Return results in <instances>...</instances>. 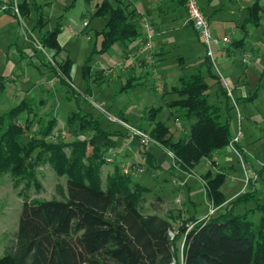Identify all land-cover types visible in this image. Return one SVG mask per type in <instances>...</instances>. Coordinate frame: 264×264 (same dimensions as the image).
<instances>
[{
    "label": "trees",
    "instance_id": "trees-1",
    "mask_svg": "<svg viewBox=\"0 0 264 264\" xmlns=\"http://www.w3.org/2000/svg\"><path fill=\"white\" fill-rule=\"evenodd\" d=\"M90 1L85 0L87 4ZM181 2L184 4V0ZM74 3L72 0L64 11ZM28 9L20 5L23 15ZM259 12L257 4L248 7L243 27H257ZM94 16L106 20L100 47L92 46L82 66V77L88 82L93 77L91 63L95 56L106 53L114 44L126 45L139 35L135 16L119 0H102ZM62 19L63 14L52 31L40 37L43 46L56 54L62 51L57 42ZM38 22L42 24L41 16ZM229 43L242 50L240 44L244 43V37ZM59 64L64 65V77L54 70L50 71L51 75L58 79L60 86L67 87L71 61L67 59ZM204 64L210 72L213 67L207 56ZM217 82L225 99L223 122L220 121L223 109L208 103V85L200 71L181 75L172 88L177 98L169 107L179 113L177 119L191 122L188 134L175 138L167 123L154 120L161 109L147 112V120L153 122L148 135L173 153L183 171L193 169L203 158H210L232 139L229 113L233 106L219 78ZM4 87L5 80L0 77V96ZM66 91L67 98L71 99L74 92ZM84 91L91 94L90 87ZM34 108L31 99L25 97L0 115V176L9 174L14 189L21 186L17 193L22 195L17 230L12 244L0 257V264H171L177 259L175 242L179 238L182 240L180 264H264V205L257 202L255 192H245L226 202L220 190L224 175L207 171L202 175L206 198L217 211L203 219L188 217L171 238L170 220L147 212L144 204L150 189L134 180V167L129 166V173H124L120 162L114 159L112 173L102 179V167L106 165V158L114 155L111 151L118 146V138L130 139L127 128L126 131L123 127L108 130L102 115L78 109L68 113L64 126L73 134L84 135L85 139L54 144L43 140L53 133L56 119L39 121V128L34 132L36 121L30 118ZM20 119H24V128ZM27 131L33 133L27 134L29 140L23 141ZM86 144L92 147L89 155ZM28 160L30 163L26 164ZM47 163L57 177L66 178L65 186L55 187L58 198H29L26 190L32 184L40 187L34 165L43 167ZM252 202H255L253 208L235 213L237 207H246ZM255 213L260 214L257 221L251 220Z\"/></svg>",
    "mask_w": 264,
    "mask_h": 264
},
{
    "label": "rangeland",
    "instance_id": "rangeland-1",
    "mask_svg": "<svg viewBox=\"0 0 264 264\" xmlns=\"http://www.w3.org/2000/svg\"><path fill=\"white\" fill-rule=\"evenodd\" d=\"M28 1L33 2L32 0ZM226 1L227 0H217V3L221 2L223 6L226 5L227 7L231 5L235 12L239 9H243V16H246L247 8L254 6V4H257V6L260 8V12L258 13L260 15V22L257 27L248 26L246 28V34L242 31L233 32L231 29H227L226 33H228L232 42L239 41L244 37L245 51H233L232 55L230 56L232 57L231 62L233 61L234 65L238 69L237 72L239 73V77H241L240 80L244 83L246 94L249 96L252 95L255 90H258V95L254 99L251 106L252 110L248 109V102H240L234 107L230 124L231 133L233 136H235L237 132L240 131L242 135L239 141L240 145H242L246 150H249L252 154L257 155L260 158L261 163H264V0H232L231 3H226ZM34 2L40 5L47 4L43 8L46 17V23L43 28L40 30L38 27L34 28L36 16L34 13H31L29 18L21 21L20 27L16 26V33L18 37L16 34L12 35L8 31L10 30L9 28L0 31V48L3 47V50H7L8 53L3 56V59H0V73L7 77L11 74L15 76L13 79L9 78V81L11 82L8 83L9 85L6 86L5 91L0 96V115L1 113L6 112L8 108L15 106L25 96L32 97V100L35 102V104H38V102L42 99H47L49 100L48 105L52 106V109H45V106L43 109V107L40 105H34L35 108L33 110L35 113L31 110L32 112L30 118L34 122L36 121L32 130L34 132L37 131L39 128V121L45 122L48 118H55L57 121V126H55L53 133L44 138L43 141L52 142L54 144H59V141L64 143H77L79 140L83 141L85 139L84 135L73 134L64 126V119L68 113L78 110L74 100L69 101L66 98V89L68 91L70 90L71 93L72 91L74 92V96L76 95V100L83 104V111H93L95 115H102L103 121L106 124V128H108V130H116L117 128L114 125L117 124V126L120 128L123 127L124 129H128V138H130L129 142L139 140L142 143V140L144 139L146 146L155 144L156 141H154L148 135V132L152 129L153 125H150L147 121H141L142 117L144 116L143 114H145V111L147 112V110L152 107H162V110L158 113L155 120L165 121L169 115V110L162 105L159 96L152 89V80L150 77L146 81H144V78H140V75L138 74L140 72L139 70H141L139 69L140 67L136 68L135 73H127L128 71H123L129 66V63L124 62V60L128 62L133 61L137 65L138 63L131 57L128 58V60L124 59L121 45L114 44L106 54L97 56L92 63V66L94 67L96 62H98L100 67L105 68L107 72L110 73V75L107 76L108 84L102 83L98 85L94 82H90V80L89 85H87L88 81H85V79L82 77V66L89 51L88 46L90 45H88L86 37L91 39V45L94 46L95 44L97 49L100 47L103 40L102 30L92 35V32L94 30L97 31L99 26L98 21L95 18L90 17L93 13L94 5L97 2H100V0H92L89 4H87L85 0H75L73 7L66 11H64V9L70 5L71 0H34ZM227 7L223 8L224 12H222V15L224 18L230 17L228 15L230 8L227 9ZM12 9L14 12L15 9L17 10L16 5H13V3ZM15 13H17V11ZM61 14H63V26H66L68 31H72L76 35L73 36L72 40L66 45L65 53L60 51L58 54H56L53 49L43 46L40 37L32 40L33 45H31V48L30 43L25 42L24 44L26 47L22 49V53L21 51L19 52V50L15 49V45H19V39H23V37H25L23 35L24 33H26L30 39L31 33L37 37L39 36V33L43 34L44 32L53 29L57 24V17ZM100 20L103 21V19ZM20 30L22 31V34L19 35L18 31ZM222 37L224 36H220V38ZM31 49L36 55H38L39 61H43L44 63V65L39 64L40 62H38V59H34L32 60L33 64H39L41 71L47 70L50 75L52 74L50 71L54 70L58 75L64 77V65H60L59 63L65 62L67 59H64V56L67 55L71 61L70 85L67 87L59 86V88L56 90H50L48 86V91L44 93H36V95L30 94V92L28 93L26 88L28 85L36 83L40 84L46 80H42V77L37 73L35 67L31 64H28L30 59H28L26 54L30 55ZM215 57H221L220 52H215ZM244 57H247V60H245ZM152 67V64H146L144 70L147 71L148 69L150 71ZM218 71L221 74L220 67ZM190 72L193 71L189 69L184 70L185 74H190ZM177 73L180 74V71ZM131 74L136 77L134 83L139 84L142 82V86L144 89H146V91L138 84H136L134 88L122 92L120 91L122 86L125 85L128 76ZM203 74L205 75L204 71ZM26 75L31 77V82L27 84L23 82V78ZM111 75H116L114 80H111ZM55 79L57 82L58 79ZM222 80H224V78ZM227 82L229 81L227 80ZM14 83H16V85H20L21 89L14 90V88H12L13 85H15ZM171 85L174 86L176 83H168L169 87ZM40 86H44V84H41ZM87 86H89L90 89L92 88L90 95L86 94L84 91ZM74 96L71 99H73ZM176 98V95L168 94L166 96V101ZM213 100V96H210L208 102L213 103ZM94 104L99 106V108L94 107ZM101 109H104L107 112L100 111ZM120 112H126V114L121 113V115H118ZM110 122H112L114 125L111 126ZM24 123V119H20V125L23 128L25 127ZM138 127L145 129L146 132L142 131L141 129L137 130ZM32 133V131H27V133L25 132L26 138L23 139V141L29 140L27 139V134L31 135ZM123 139L118 138V146L111 151V153H114V155H109V158H106L105 160L106 165L102 167L103 181L105 180L107 174L112 173L114 159L117 161L122 159L121 156L118 155V148L127 146ZM86 145V154L89 155L91 153L92 147L89 144ZM230 150L231 149L229 148V152L232 153L233 157L231 163L232 167L227 168L225 171L226 180L221 186V191L224 193L226 198L236 190L235 186L237 180H235V178L238 175L243 176L244 174V165L233 154V151ZM237 150L240 154L239 146ZM169 156H171V159L175 158L172 153H169ZM108 159H111V161H108ZM28 162L30 163L28 160L26 164H29ZM221 163H223V161H221ZM258 166L260 167L259 164ZM34 169L38 176L40 187L37 188L36 185L32 184L30 188L26 190L29 198H40L46 200L58 198L55 187L57 184L64 187L66 184V178L57 177L50 169L48 163L43 167H40V165L38 166V164H36L34 165ZM121 169H124V164L121 165ZM104 183L105 182H103V184ZM143 183L144 185L153 188V194L150 195L153 199L155 196H161L167 199L166 205L172 208L177 207V203L172 198L174 195L173 187L176 186L175 183L169 182L163 191L155 188L157 185L154 181ZM257 184V187L260 190L258 196L259 200H257V202L264 205V178L260 179ZM19 188H21L20 185ZM19 188L17 190L14 189L13 181L9 174L0 176V254L5 250L6 247H9L12 244L14 234L17 230V224L22 207V195L19 196L17 193ZM175 192L178 195H181L182 198L183 196L185 197L184 189H180ZM23 194H25V192ZM191 196L193 197L195 206L192 207L186 205L183 207V209L187 210L189 214H197V216L205 215L208 217L216 211V208L210 206L205 200L200 187L193 186ZM254 204L255 202L250 203L247 208H253ZM145 205L147 212L149 213V208H147L149 206V201H147ZM166 209V207L160 208L161 213L156 214L167 217L170 220L172 227L171 238H173L178 227L181 226L188 217L183 216L182 213L180 216H177L179 212H173L170 210L168 211ZM244 211V207H237L235 209L236 214H240ZM259 216L260 215L258 213H255L251 217V220L257 221ZM175 247L177 259L172 263L180 264L182 257V240L180 238L176 240ZM0 257L2 256L0 255Z\"/></svg>",
    "mask_w": 264,
    "mask_h": 264
},
{
    "label": "crops",
    "instance_id": "crops-1",
    "mask_svg": "<svg viewBox=\"0 0 264 264\" xmlns=\"http://www.w3.org/2000/svg\"><path fill=\"white\" fill-rule=\"evenodd\" d=\"M32 1L33 2L30 1L31 2L30 3L28 0H0V31L9 28L10 30L8 31L12 35L16 34V36L18 37L16 33L17 27H20L21 21L29 18L31 13H34L36 16V20H35L36 23H35L34 28L38 27L39 30L43 28V26L46 23L45 21L46 17H45L43 8L47 4L40 5L34 2V0ZM101 1L102 0H100V2ZM119 1L123 2V5L126 6L127 11L129 13L130 12L133 13V15L135 16V20H137V23L139 26L138 37L135 38L134 40H131L130 42H127L126 45H121L122 55L124 56V59L128 60V58H130L131 55L136 51V49L142 44L144 36H145V32H146L145 24H149L154 31V37H153V42H152V62L150 63L153 66L152 69H150V71L148 69L147 71L144 70V67H146V64H149V63H144V62L138 63L139 65L138 66L133 61L128 62L124 60V62L129 63V66L126 67L125 70L123 71L125 72L128 71L127 73L129 72L135 73L136 68L140 67L139 69L141 70H139L140 72L138 73L140 75V78H144V81H146L150 77V79L152 80V85H151L152 89L159 96V99L161 100L162 105L165 106V108L169 110V115L167 116L165 121H160V120H157V121L167 123L171 134L175 138H179L181 136L188 134L191 122L188 120L181 121L179 118L178 119L176 118L179 115V113L174 112V110L169 107V104L173 102L175 99L166 101V96L168 94H173L172 88L178 84L179 77L185 74L184 70L186 69L193 71V72H190V74L196 71H200L201 75L205 78V81L208 85V101H209L210 96H213L214 98L213 103H209V102L208 103L223 109L222 116L220 118L221 122H223L224 119L226 118V113L224 110L225 99H224V96H221V93L219 91V84L217 82V78L221 80V83L226 90V94L230 101V104L233 106V109L229 113L231 117L230 124H231L232 113H233L234 107L237 106L238 103L248 102L247 104L248 109L252 110L251 106H252L254 99L258 95V90H255L252 95L248 96L246 94V91L244 89V83L240 80L241 77H239V73L237 72L238 69L234 65L233 61L231 62L232 57H230L233 51H236L238 49L234 48L233 45H231L230 43L226 45H221L220 47L216 48L215 52L217 51L220 52L221 57H218V58L215 57L216 69L212 68L210 72H208L204 64L205 55H204L203 46L201 44L198 34L194 31L192 26H190L186 22L185 8L181 0H119ZM231 1L232 0L230 1L227 0L226 3H231ZM100 2H97L94 5L93 13L90 16L91 18H95L98 21V26H99V29L97 31L94 30L92 32V35L103 29L105 20H106V18L94 16L96 6ZM12 3L13 5H16L17 13H15L12 9ZM22 4H24L26 7H29L28 9L29 12L25 15H23L20 10V5ZM199 4H200V7L203 13L209 18L211 30L214 36H217V37L228 36L229 37L228 33H226L227 29H231V31L233 32L242 31L246 34V28L248 26L243 27L245 17H246V16H243V13H244L243 9H239L238 11L235 12L231 5H230L231 7L230 6L227 7L226 5L223 6L221 2L217 3V0H199ZM2 6L3 7L5 6L6 9L3 10L1 8ZM34 7L38 8V10L34 11ZM224 7H227V9L230 8V12L228 14L230 16L229 18H224V16L222 15V12H224L223 10ZM39 16H41L42 24L38 22ZM58 18L59 16L57 17V21H58ZM100 19H103V21H101ZM61 26L62 27H61L60 33L57 36V42L59 46L62 48V53H65L66 45L72 40L73 36H76V35L74 32L68 31V28H66V26H63V24ZM50 31H52V29L46 32H50ZM46 32H44L43 34H45ZM18 34L19 35L22 34V31L21 30L18 31ZM43 34L39 33V36L35 37V35L31 33V36H30L31 38L29 39V36L26 33H24L23 35L25 37H23V39L21 38L19 39V42H18L19 45H15V49L19 50V52L21 51L22 53L23 52L22 49L26 47L24 44L25 42L30 43V48H31V45H33L32 40H35L41 37ZM86 38H87L88 45L89 44L91 45V39H88V37ZM90 45L88 46L89 51H88L87 56L85 57V59L83 58L84 61L86 60V58L91 52L92 45L91 46ZM240 45L243 46L242 48V51H243L245 47L244 43L243 44L241 43ZM6 53H7V50H3V47H1L0 48V59L1 58L3 59V56ZM106 53H103V54H106ZM103 54H100V55H103ZM26 55L28 59H30V62L28 64H31L35 67V70L42 77V80L46 79L45 82L43 81V83H40V84L36 83V84L28 85L26 87L27 92L28 93L30 92V94L32 95L33 94L36 95V93H41V92L44 93L48 91V86L50 90L51 89L56 90L57 88H59L60 84L58 80L56 82V79L53 78V76H51L47 70L41 71L39 64L44 65V63L43 61H39L38 55H36L32 49H31L30 55L28 54ZM97 56L94 57V60ZM64 57H65L64 59H69L67 55H65ZM34 59H38V62L40 63L34 65L32 62V60ZM92 63H91V75H93V77L91 78L90 82H94L98 85L102 83L108 84L107 76L110 75V73H108L105 68L100 67L98 62H96L94 67L92 66ZM217 66H218V69L220 67L221 74L218 71ZM178 71H180V74L177 73ZM203 71L205 72V75L203 74ZM190 74H185V75H190ZM95 75H98V77L95 78L94 77ZM0 77L5 80V87H4V91H5L6 86L9 85L8 83L11 82L9 81V78L13 79V77L15 76L11 74L10 76L7 77L0 73ZM115 77L116 75L110 76L111 80H114ZM223 78L225 81L222 80ZM135 79L136 77L134 75L132 74L129 75L125 85L122 86L120 91L122 92L128 89L134 88L136 84H138V83H134ZM226 79L229 82H227ZM23 82L25 84L30 83L31 77L27 75L24 76ZM90 82H88L87 85H89ZM170 82L171 84L176 83V85L174 86L171 85L169 87L168 83ZM14 84L15 85H13L12 87L14 88V90L21 89L20 85H16V83ZM41 84H44L45 87L40 86ZM54 84H55V87H54ZM138 85L142 89H144L142 86V82H140ZM144 90L146 91V89ZM91 91H92V88H91ZM65 94L67 98L68 92L66 91V89H65ZM238 95H243V96H238ZM75 96L73 99H70V98H67V99L69 101L74 100L76 108L83 110V104L79 103L76 100ZM26 98H30L35 106L40 105L41 107H43V109H44V106H45V109H52V106L48 105L49 100L47 99H42L38 102V104H35V102L32 100L33 99L32 97H26ZM94 107L99 108V106L95 104H94ZM151 109H161L162 110V107H152L149 110ZM149 110H147V112ZM100 111H106V110L101 109ZM85 112L93 113V111H85ZM147 112L145 111V114H143L144 115L143 117L141 115L142 117L141 121L144 120V121H147L150 125H153V122H150L147 120ZM121 113L126 114V112H120L118 115H121ZM158 113L156 114L154 120L156 119ZM114 126H116V128L119 127L117 125H114ZM137 130H140V129L137 128ZM230 132H231V127H230ZM231 137H233L232 133H231ZM124 142L127 146L118 148V151H119L118 155H120L122 158L118 162H120L121 165L122 164H124L125 166L130 165L134 168H137V169L140 168L143 170V172H137L136 174H134L133 178L134 180L138 181L142 186L148 187L150 189V192L146 195V202L149 201V206L147 207L149 208L148 209L149 213H161L160 208L166 207L167 208L166 210L168 211L170 210L173 212H180L182 213L183 216H186V217L195 216L198 219H203L206 217L205 215L197 216V214H189V212L187 210H184L183 207H185L186 205L192 206V207L195 206L193 197L191 196L193 186H198L202 189L205 200L209 203L210 206H212V204L206 198L205 182L202 179V175L205 174L209 170L214 173H222L225 177L224 179V182H225L226 180L225 171L227 170V168L232 167L231 163L233 159L232 153L229 152L230 147L228 145L224 148H221L213 152L210 158H203L201 161H199V163L193 169L189 171H183L179 168V165L177 164L178 162L177 158L175 157L174 159H171V156H169V153H172V152L162 148L157 142L155 144H151L148 146H146L145 143H141L139 140L129 142V140L127 139ZM238 146H239L240 154L237 155L234 152L233 154L244 165V174L243 176L238 175L235 178V180H237L236 186H235L236 190L232 194H230V196L226 198L224 193L222 191L221 192L224 195L226 202H229L235 199L237 196L245 192H255L257 196L256 200H259L258 196H259L260 190L257 187L258 185L257 183L260 181V179L264 178V163H261L260 158L257 155L252 154L249 150H246L242 145H240V143H238ZM147 154L149 156H147ZM221 161H223V163H221ZM258 164L260 165V167L258 166ZM149 181H154L157 185L155 186V188L160 189V191H163L165 186L169 182L175 183L176 186L173 187L174 195L172 198L177 203V207L172 208L166 205L167 199H165L164 197L155 196V198L153 199L152 196H150L153 194V188L146 186L143 183V182H149ZM180 189H184L185 197L183 196V198L181 195H178L175 192ZM220 190H221V187H220ZM145 204L144 206H146ZM247 207L248 205L244 207L245 211L248 209H251ZM216 211H217V208H216ZM3 254H4V251L0 255L3 256Z\"/></svg>",
    "mask_w": 264,
    "mask_h": 264
},
{
    "label": "built area",
    "instance_id": "built-area-1",
    "mask_svg": "<svg viewBox=\"0 0 264 264\" xmlns=\"http://www.w3.org/2000/svg\"><path fill=\"white\" fill-rule=\"evenodd\" d=\"M184 8L186 13V22L190 24L194 31L198 34L204 49L205 56H207L210 60L212 67L216 69L215 49L220 47L221 44H228L230 42V38L228 36L220 38L212 34L210 23L200 7L199 0H184ZM2 9L5 10L6 7L4 6L2 7ZM16 11L17 10L15 9V12ZM145 27L146 32L143 42L131 55V58H133L137 63L152 62V42L154 31L149 24H145ZM244 58L245 60H247V57ZM240 139L241 133L240 131H238L237 134L232 137L228 144L230 149L237 155H239V152L236 147ZM142 143H145L144 139L142 140ZM108 161H111V159H108ZM129 166L130 165H124V173H129ZM141 171L142 169L140 168H134L132 172L133 174H136V172Z\"/></svg>",
    "mask_w": 264,
    "mask_h": 264
},
{
    "label": "water",
    "instance_id": "water-1",
    "mask_svg": "<svg viewBox=\"0 0 264 264\" xmlns=\"http://www.w3.org/2000/svg\"><path fill=\"white\" fill-rule=\"evenodd\" d=\"M169 234H170V236H172V233L171 232ZM171 264H173V263H171Z\"/></svg>",
    "mask_w": 264,
    "mask_h": 264
}]
</instances>
